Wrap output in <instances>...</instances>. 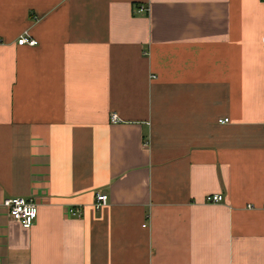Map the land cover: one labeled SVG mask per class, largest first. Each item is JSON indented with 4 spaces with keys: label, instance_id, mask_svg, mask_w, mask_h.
<instances>
[{
    "label": "crops",
    "instance_id": "crops-1",
    "mask_svg": "<svg viewBox=\"0 0 264 264\" xmlns=\"http://www.w3.org/2000/svg\"><path fill=\"white\" fill-rule=\"evenodd\" d=\"M263 39L264 0H0V264H264Z\"/></svg>",
    "mask_w": 264,
    "mask_h": 264
},
{
    "label": "built area",
    "instance_id": "built-area-1",
    "mask_svg": "<svg viewBox=\"0 0 264 264\" xmlns=\"http://www.w3.org/2000/svg\"><path fill=\"white\" fill-rule=\"evenodd\" d=\"M137 12L142 15H147L149 12V8L146 6L137 7ZM264 42V39H263ZM18 46H31L35 47L38 45V42L31 37L28 32L22 34L18 41ZM120 118L117 114L113 113L111 115V122L113 124H118L120 122ZM229 119L220 120L219 123H228ZM224 201V198L220 194L208 195L205 198V202L207 204H218ZM108 204V196L106 194L97 193L95 195V209L101 210L103 207ZM3 207L7 210L9 217L14 222L18 223L23 229L29 230L31 229L37 218H38V204L36 200L24 197H12L6 198L3 201ZM73 216L78 215L81 216V213L75 212L71 210Z\"/></svg>",
    "mask_w": 264,
    "mask_h": 264
}]
</instances>
